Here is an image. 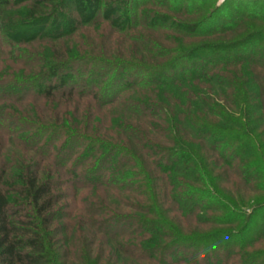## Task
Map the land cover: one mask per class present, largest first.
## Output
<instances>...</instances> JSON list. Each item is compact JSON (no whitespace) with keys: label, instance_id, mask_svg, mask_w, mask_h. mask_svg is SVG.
Listing matches in <instances>:
<instances>
[{"label":"trees","instance_id":"trees-1","mask_svg":"<svg viewBox=\"0 0 264 264\" xmlns=\"http://www.w3.org/2000/svg\"><path fill=\"white\" fill-rule=\"evenodd\" d=\"M170 1L0 0V264H264V0Z\"/></svg>","mask_w":264,"mask_h":264},{"label":"rangeland","instance_id":"rangeland-1","mask_svg":"<svg viewBox=\"0 0 264 264\" xmlns=\"http://www.w3.org/2000/svg\"><path fill=\"white\" fill-rule=\"evenodd\" d=\"M89 1L91 2L92 0H89ZM132 2H134V1H132ZM132 2L124 4V9H126L127 12H128V6L130 8L131 5H132ZM170 2H171L170 0H167V3H170ZM221 2L219 0H211L210 1V5L211 4L212 5H220ZM19 16H18V18H19ZM178 17H180L181 19L191 18L190 16H186V15H180ZM17 19L15 18V20H17ZM246 21H248V23H253L255 27L263 26L262 23H259V22H256V21H254V22L252 20H246ZM81 30H82V28H81ZM92 30H94V29H87L86 31L89 32L88 33L89 34V39L96 43V42H98L96 40H97V36H98L99 32H96L95 30L92 31ZM242 31L243 30H240V32H242ZM116 35H118V34L114 32L113 36H116ZM86 43H90V42H86ZM103 44H104V42H102V45ZM115 46L116 45L114 44L113 47L116 48L117 46L116 47ZM28 50L33 52V53H35V52L39 51V46H38V44H36L34 42H32V43L31 42L19 43L16 46H8V47L1 46V48H0V78L1 77L2 78L3 77H8V76H18V75H20V73H19L20 70L24 73V72L31 71L32 69H34L33 61L31 63H29V60H24L23 64H21L20 61H18L19 55L21 53L25 54V51L27 52ZM0 105H1L0 106V111L1 110L4 111V110H6L5 106L6 105L10 106L11 104H6V103L3 104L2 103ZM16 105H17L18 109L20 111H22L23 113H27L28 111L30 112V109H28L29 107L26 108L25 107L26 105H23V103H16ZM13 123H14V119L12 118L11 115L8 114V112H6L5 116L3 115V116L0 117V126H1L0 127V143H5V144L6 143H14V142L6 141V138L10 139V137L12 136L10 134H7V131L8 132L11 131V127H12ZM6 146H7V144H6ZM8 148L11 149V150H16L12 146H8ZM80 237H81V242L83 243L82 247H81V245L79 243H77L76 240L74 241V239H73V241H72L73 244H69L70 248L72 246L73 247H78L76 249L80 250V248H81V251H82L83 249H87L86 245L88 247L90 246V242L87 243L88 241H90V235L89 234H84V232H81L80 233ZM103 238L106 239L104 236H102V239ZM65 241H67V240H65ZM261 242L257 243V244H254L252 247L256 248V247L264 246V237L262 238ZM94 245H95L93 247V252L94 253L91 256H89V258H88V261L90 263L93 260V258L95 257V255L98 253V248L99 249H104V248L107 249V246H106V244L104 242H100V243L95 242ZM109 261H108L107 264H113L112 261H110V262ZM69 262H70V260H69ZM72 262H73L72 264H78V262L76 260H74V258H73ZM101 263H106V262L103 259V260H101L100 264Z\"/></svg>","mask_w":264,"mask_h":264},{"label":"built area","instance_id":"built-area-1","mask_svg":"<svg viewBox=\"0 0 264 264\" xmlns=\"http://www.w3.org/2000/svg\"><path fill=\"white\" fill-rule=\"evenodd\" d=\"M220 2L223 1V0H219Z\"/></svg>","mask_w":264,"mask_h":264}]
</instances>
